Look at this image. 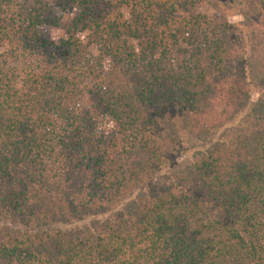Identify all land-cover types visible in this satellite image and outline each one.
Returning <instances> with one entry per match:
<instances>
[{"label": "trees", "instance_id": "obj_1", "mask_svg": "<svg viewBox=\"0 0 264 264\" xmlns=\"http://www.w3.org/2000/svg\"><path fill=\"white\" fill-rule=\"evenodd\" d=\"M0 264H264V0H0Z\"/></svg>", "mask_w": 264, "mask_h": 264}, {"label": "rangeland", "instance_id": "obj_2", "mask_svg": "<svg viewBox=\"0 0 264 264\" xmlns=\"http://www.w3.org/2000/svg\"><path fill=\"white\" fill-rule=\"evenodd\" d=\"M201 12L210 19H217L220 16V12L213 5H204L201 9ZM229 19L232 22L239 21V17L237 16L231 15ZM164 126L166 127V129L168 128L167 130H169V136L172 141L179 137L180 141L178 142L177 146H182V148H180L181 153L172 161L173 164L171 165L169 172H165L169 173L170 176H162L161 179L176 177L180 171H182L186 166H188L191 159L196 158L198 156L197 149L202 146V143L193 138V129L189 118L180 117L178 116V114L175 115V113H172L171 115H169L168 121L165 123ZM190 148H192L193 150L190 152L191 156H188V153L184 152L189 150Z\"/></svg>", "mask_w": 264, "mask_h": 264}]
</instances>
